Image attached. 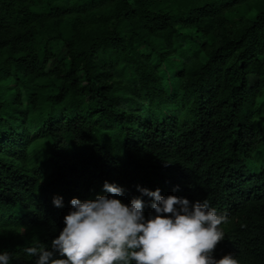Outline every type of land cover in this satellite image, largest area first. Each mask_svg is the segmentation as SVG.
<instances>
[{"label":"trees","instance_id":"trees-1","mask_svg":"<svg viewBox=\"0 0 264 264\" xmlns=\"http://www.w3.org/2000/svg\"><path fill=\"white\" fill-rule=\"evenodd\" d=\"M105 181L146 218L139 188L207 199L215 258L264 264V0H0V254L35 264Z\"/></svg>","mask_w":264,"mask_h":264},{"label":"clouds","instance_id":"clouds-1","mask_svg":"<svg viewBox=\"0 0 264 264\" xmlns=\"http://www.w3.org/2000/svg\"><path fill=\"white\" fill-rule=\"evenodd\" d=\"M138 190L152 200L154 214L147 218L142 198L126 204L117 198L124 189L105 181L103 191L110 195L71 200L65 227L50 249L33 246L24 252L37 257L35 264H239L232 253L214 256L228 218L210 208L207 199L191 202L164 196L160 189ZM53 204L63 207V198L54 197ZM11 259L6 251L0 254V264Z\"/></svg>","mask_w":264,"mask_h":264},{"label":"rangeland","instance_id":"rangeland-1","mask_svg":"<svg viewBox=\"0 0 264 264\" xmlns=\"http://www.w3.org/2000/svg\"><path fill=\"white\" fill-rule=\"evenodd\" d=\"M56 57H57V61L52 63V66H54L55 64L58 63L59 60H61L62 58H64V56L66 55V49L64 47V44L62 43H58L54 46L53 49ZM162 75H164V82L166 84V86L169 88L168 90L170 91L172 88V84L174 82L175 76H176V68H175V64H166L163 66L162 69Z\"/></svg>","mask_w":264,"mask_h":264}]
</instances>
